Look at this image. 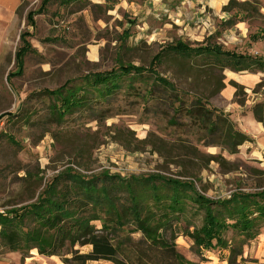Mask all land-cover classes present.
I'll use <instances>...</instances> for the list:
<instances>
[{"label": "rangeland", "instance_id": "1", "mask_svg": "<svg viewBox=\"0 0 264 264\" xmlns=\"http://www.w3.org/2000/svg\"><path fill=\"white\" fill-rule=\"evenodd\" d=\"M44 1L0 0V214L34 203L69 169L88 178L158 175L192 184L209 200L264 189V156L256 153L254 142L231 154L218 133L189 113L198 103L203 117L211 111L213 118L231 121L214 107L224 74L232 70L228 61L168 51L180 42L264 60V40H255L264 28V0H224L218 9L210 6L213 0ZM161 51L156 75L145 74L131 87L125 78L107 101L93 93L88 108L60 123L51 118L53 101L43 93L65 84L82 87L88 78L120 66L148 69ZM156 77L171 87L161 86ZM259 91L264 94V87ZM201 219L202 213L187 212L175 224L176 250L189 262H204L208 253L226 262V251L197 255L183 236L187 225L191 231ZM262 234L264 228L244 246L247 264H264ZM130 237L141 239L140 234ZM0 264L64 263L36 251L22 258L0 245Z\"/></svg>", "mask_w": 264, "mask_h": 264}, {"label": "trees", "instance_id": "2", "mask_svg": "<svg viewBox=\"0 0 264 264\" xmlns=\"http://www.w3.org/2000/svg\"><path fill=\"white\" fill-rule=\"evenodd\" d=\"M50 1L70 4L80 0L44 2ZM231 4L232 1L223 11ZM257 39L264 40V28ZM168 51L182 58H222L234 72L264 73L263 59L221 51L218 47L191 48L179 42ZM163 53L152 58L148 69L120 66L116 71L88 78L82 87L65 84L56 91L43 93L53 101L49 108L51 118L60 123L75 111L88 108L93 93L97 95L95 99L107 101L120 90L125 78L131 87L137 78L144 81L141 78L145 74L156 75ZM155 79L161 86L171 87L166 81ZM231 85L236 89L235 100L242 104V88ZM263 87L264 81L253 93ZM189 109L190 115L207 123L211 133L219 134L229 153L234 154L239 146L252 142L226 118H213L211 111H206L204 117L200 115L198 112L204 109L198 103ZM251 112L264 128V102L253 105ZM258 190L209 200L198 194L192 184L158 175L120 178L102 174L88 178L69 169L55 177L34 203L0 214V245L8 252L20 253L22 258L35 250L39 256L59 257L64 264H194L179 254L175 245V224L187 212H194L202 213L201 225L191 231L187 225L183 236L192 242L197 255L201 251H226L227 264H247L243 248L256 240L264 228V189ZM95 222L100 223V229L93 225ZM228 232L232 233L231 239L225 238ZM134 234H140L141 239L132 241L130 236ZM76 247H90V251L82 254Z\"/></svg>", "mask_w": 264, "mask_h": 264}, {"label": "crops", "instance_id": "3", "mask_svg": "<svg viewBox=\"0 0 264 264\" xmlns=\"http://www.w3.org/2000/svg\"><path fill=\"white\" fill-rule=\"evenodd\" d=\"M224 2V0H213L210 6L218 9ZM215 14L219 13H213V15ZM263 79L264 73L258 71L234 72L231 70L226 72L224 74L223 87L217 95L218 101L214 104V107L226 114L242 133L252 139L256 153L261 158L264 156V128L261 123H258L254 119L251 109L255 103H260L262 95L264 96L259 90L257 93H253ZM232 83L243 90L245 97L243 98L244 102L242 104L235 100L236 89L231 85ZM260 237L264 240V234ZM204 258V262H192L196 264H227L222 260L220 261L218 255L208 253V256H204Z\"/></svg>", "mask_w": 264, "mask_h": 264}, {"label": "bare ground", "instance_id": "4", "mask_svg": "<svg viewBox=\"0 0 264 264\" xmlns=\"http://www.w3.org/2000/svg\"><path fill=\"white\" fill-rule=\"evenodd\" d=\"M35 251V250H34Z\"/></svg>", "mask_w": 264, "mask_h": 264}]
</instances>
